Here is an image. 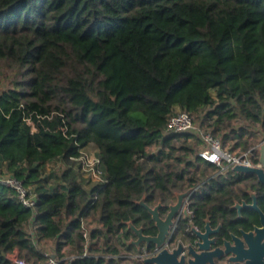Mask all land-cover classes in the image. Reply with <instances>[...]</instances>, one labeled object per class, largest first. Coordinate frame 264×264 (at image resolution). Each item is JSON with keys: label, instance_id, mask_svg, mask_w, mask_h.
Listing matches in <instances>:
<instances>
[{"label": "trees", "instance_id": "1", "mask_svg": "<svg viewBox=\"0 0 264 264\" xmlns=\"http://www.w3.org/2000/svg\"><path fill=\"white\" fill-rule=\"evenodd\" d=\"M177 109L225 144L235 138L233 149L256 145L264 134V0H0V166L37 194L36 207H26L0 182V264H12L15 252L31 264L48 261L46 240H55L58 264H123L114 256L129 221L157 232L140 201L153 207L200 183L194 223L233 221L237 178L251 175L217 174L197 156L195 135L164 134ZM90 146L104 182L80 171ZM56 159L64 169L47 185ZM81 216L102 225L89 245ZM65 246L75 260L64 259Z\"/></svg>", "mask_w": 264, "mask_h": 264}, {"label": "flooded vegetation", "instance_id": "2", "mask_svg": "<svg viewBox=\"0 0 264 264\" xmlns=\"http://www.w3.org/2000/svg\"><path fill=\"white\" fill-rule=\"evenodd\" d=\"M217 174L224 173L220 169ZM237 181L241 196L235 198L231 205V209L235 211L233 221L227 224L222 222L213 224L211 217L208 216L203 227L194 223L195 213L191 205L193 197L202 193V191L198 192L202 188L200 183L188 189L192 191L184 197L183 205L174 218L175 223L170 227L169 234L161 247L155 245L147 247L145 242L140 246L136 245L133 241L138 237L127 224L120 233V241H117L121 253L115 255V259L122 258L123 264H149L145 259L163 249L169 253L180 249L165 262L167 264H264V184L256 176H242L239 180L237 178ZM177 193L169 195L168 202L159 200L158 204L162 202L160 208L162 217L167 216L171 204L177 203ZM255 198L258 208L245 205L254 203ZM163 209L166 211L163 212ZM208 221L211 222L212 227H205ZM142 228L145 232V228ZM157 233L158 228L155 234L145 232L146 235Z\"/></svg>", "mask_w": 264, "mask_h": 264}, {"label": "built area", "instance_id": "3", "mask_svg": "<svg viewBox=\"0 0 264 264\" xmlns=\"http://www.w3.org/2000/svg\"><path fill=\"white\" fill-rule=\"evenodd\" d=\"M180 132L191 133L195 135L200 144L197 149V156L210 161L220 167L221 171L225 174L228 169L237 165H254L260 166V162H254V155L260 154L259 147L263 141H261L256 147L248 150L233 149L232 146L225 144L220 136L215 135L207 126L197 123L195 116L187 111H176L169 119L168 126L164 130V134ZM80 171L85 177L91 178L93 181L104 182L107 180V174L103 167L101 158L95 153L90 155L88 149L85 150L79 158ZM0 182L15 189L17 195L26 207L35 208L37 203V194L28 188L22 180L16 178L13 175H0ZM91 217H80L81 227L84 232V236L87 239V245L91 244V232L97 227H92ZM99 227H102L101 223ZM31 232L34 233L33 228ZM70 247L65 246L64 250L67 255L64 259L73 261L77 257L76 255L69 253ZM88 249L84 252L86 255ZM149 255V253H147ZM146 254V255H147ZM56 255V254H55ZM12 264H31L27 260L20 258L17 253L10 254ZM59 260L57 256L53 257L50 254V258L47 264H58Z\"/></svg>", "mask_w": 264, "mask_h": 264}, {"label": "water", "instance_id": "4", "mask_svg": "<svg viewBox=\"0 0 264 264\" xmlns=\"http://www.w3.org/2000/svg\"><path fill=\"white\" fill-rule=\"evenodd\" d=\"M262 143L259 147L260 151V166H248V165H241L237 164L232 168V171L238 174H245V175H251L256 176L258 180L264 184V134L262 135ZM192 191V189L186 191V192H178V201L175 204L170 205V210L166 217L161 216L160 208L162 207V202H160L155 207H152L146 203V197H144L140 204L145 206L148 211L152 214V218L155 221V225L158 228V233L156 235H146L144 232V229L142 227H138L134 224L133 221H129L127 224L130 228L133 229L138 239L134 240L133 242L140 246L141 243H146L147 247H150L151 245H155L157 247H161L163 243L165 242V239L167 235L169 234V229L172 227V225L175 223L174 218L179 213L182 205L184 197L188 196L189 193ZM248 207L252 208H258L256 203V198L254 203L252 204H245ZM239 206V205H236ZM185 212L188 213V210L185 209ZM205 227H212L211 222L208 221ZM180 251V249L176 250L174 253H169L166 249L161 250L157 254L147 257L145 259L146 263L149 264H167L165 261L169 260V257L172 255H176V253ZM56 255H53L55 257Z\"/></svg>", "mask_w": 264, "mask_h": 264}, {"label": "rangeland", "instance_id": "5", "mask_svg": "<svg viewBox=\"0 0 264 264\" xmlns=\"http://www.w3.org/2000/svg\"><path fill=\"white\" fill-rule=\"evenodd\" d=\"M5 80V87H8L10 84H11V79H4ZM179 111V110H177ZM195 116V120L197 123H200V119L196 116ZM221 136V135H220ZM224 139V138H223ZM198 144L196 143V148H198L197 146ZM150 151H156L157 150V147L156 146H153L149 149ZM88 152L90 155H93V153H95V147L94 146H90L88 147ZM190 157H192L193 161H195V155L192 154ZM64 169V164L63 162L60 160V159H56V160H53L51 163H49L46 167V170H45V174L44 176L46 177V180L44 181L45 184L47 185H51L53 184V182L55 181V179H57V177H59L60 173L63 171ZM2 170H5V167L3 166H0V175H7L4 171L2 172ZM58 180V179H57ZM93 183H89V184H86L88 187L91 186ZM28 188H30L32 191L35 190V185H32V186H27ZM91 224L92 227H99L100 225V220H99V217L98 216H95V217H91ZM52 248L53 250H55V246H48L47 247V251L48 252H51L52 251Z\"/></svg>", "mask_w": 264, "mask_h": 264}, {"label": "crops", "instance_id": "6", "mask_svg": "<svg viewBox=\"0 0 264 264\" xmlns=\"http://www.w3.org/2000/svg\"><path fill=\"white\" fill-rule=\"evenodd\" d=\"M177 110H179V109H177ZM229 133V132H228ZM221 136H223V134L221 135ZM249 139H252V136H249ZM262 141V137H260L259 136V138H258V140H257V143H256V145L254 146V147H256L260 142ZM236 142V139L235 138H229V139H227L226 140V143L228 144V145H230V146H233L234 145V143ZM199 148V147H198ZM253 148V147H252ZM235 149H237V150H240V151H242L243 149L242 148H240V147H236ZM95 152H96V148H95ZM228 170H230V169H228ZM227 170V171H228ZM227 171H226V173H227ZM234 172V171H233ZM225 173V174H226ZM224 175V174H223ZM98 228V227H97ZM30 230H31V228H30ZM55 246V240H46V241H43L42 243H41V247H43L46 251H47V247L48 246ZM70 250V249H69ZM48 252V251H47ZM49 254H52V255H55V250H53V248H52V251L51 252H48ZM47 262L48 261H45V262H43L42 264H47Z\"/></svg>", "mask_w": 264, "mask_h": 264}]
</instances>
